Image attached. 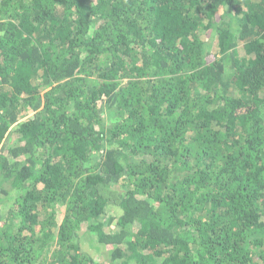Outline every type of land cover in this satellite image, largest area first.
Instances as JSON below:
<instances>
[{"label":"trees","instance_id":"16d2710c","mask_svg":"<svg viewBox=\"0 0 264 264\" xmlns=\"http://www.w3.org/2000/svg\"><path fill=\"white\" fill-rule=\"evenodd\" d=\"M0 264H264V0H0Z\"/></svg>","mask_w":264,"mask_h":264},{"label":"rangeland","instance_id":"374dc122","mask_svg":"<svg viewBox=\"0 0 264 264\" xmlns=\"http://www.w3.org/2000/svg\"><path fill=\"white\" fill-rule=\"evenodd\" d=\"M83 242H85V245H84V246L87 247V250H88V251L94 249V251H95V252H94V253H95L94 256L98 258V262H99L100 260L103 259V258H101V256H100L101 253H97V252H99V251H96V248H95L96 245H95V244H92V245H91V242H92V241H89V239H84ZM86 242H87V243H86ZM93 247H94V248H93Z\"/></svg>","mask_w":264,"mask_h":264}]
</instances>
